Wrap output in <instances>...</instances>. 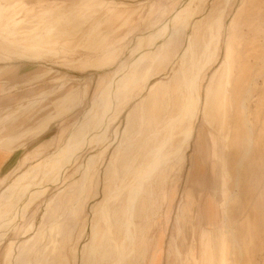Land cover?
Returning <instances> with one entry per match:
<instances>
[{
	"label": "rangeland",
	"instance_id": "1",
	"mask_svg": "<svg viewBox=\"0 0 264 264\" xmlns=\"http://www.w3.org/2000/svg\"><path fill=\"white\" fill-rule=\"evenodd\" d=\"M104 1L119 4L120 13L131 9H137L138 12L127 25L117 31L115 28L124 24L126 17L119 21L113 20L102 27V33H110L111 44L104 50L93 49L95 52L89 58H94L97 62L89 61L83 71L68 69L61 59H52L45 64L17 60L0 62V84L6 89L18 86V89L0 97V118L18 109L19 104L26 105L27 98L32 100L37 93L53 92L29 112H18V120L3 135L36 125L43 116L53 111L52 102L67 90L76 88L83 92L82 102L63 120L55 122L40 137L25 139L24 147L18 151L16 160L0 174V178L8 176L7 184L27 169V165H21L26 153L46 149L49 142L56 139L62 131L65 134L61 136V142L56 147L47 149V154L51 153L29 167L10 185L28 171L39 168L50 158L60 154L70 137L74 138L70 145L79 144L81 122L85 124L87 111L97 105L104 96L120 63L124 59L129 62L135 59L133 57L137 55L136 51L156 37L157 28L161 27L183 2ZM223 1L208 0L204 10L196 16V21L203 18L202 28L197 35L199 40L202 39L199 47L207 38L205 32L210 12ZM27 2L34 4L36 0ZM47 4L45 1L30 8L24 0H0V30L9 20L7 11H10L11 15L17 14L25 21L22 29L14 35L16 40L25 42L27 39L23 36L28 39L38 38L41 31L51 27L48 10L57 8L55 5L48 7ZM103 15L98 14L95 20H101ZM140 34L146 36L141 39ZM189 36H193V32L190 31ZM181 38L168 46L154 65L150 63L141 66L143 80L127 84L120 90V101L112 115L108 132L96 144L80 153L58 183H52L51 179L47 181L50 177L44 183L41 182L40 186L47 189L46 193L30 206L20 226L0 243V264H92V228L96 224L101 225L100 217L105 200L128 182L124 167L132 166L136 170L147 165L157 149L159 140L170 134L168 126L174 113H177L174 107L176 96L173 95L172 101H169V111H165L166 113L160 109V102L166 94L175 89L179 79L174 78V75L180 68V47L185 44V39ZM16 40L10 39L13 44L11 46L16 45ZM39 41L42 45L45 43L44 39ZM139 46L140 48H137ZM86 55L87 53L80 50L75 57L83 58ZM143 55L138 54L137 57ZM92 68L95 71H92ZM49 69L54 71L49 77L31 85L24 84L28 77ZM225 70H228L229 78L225 91L224 127L221 137L213 124L205 126L200 117L195 130V140L185 153V162L174 160L169 168L166 167V173H163L166 177L162 175L164 180L162 177L156 178L150 185L152 198L144 196L143 206L148 215L156 212H153V202L158 201L156 203L161 206V216L158 220L150 217L151 221H158V226L152 231L146 230L144 234L146 221H137L138 240L142 242L141 238L145 236V244L149 250L147 261L142 259V246L139 242L135 250L136 260L129 258L125 264H150L157 248L163 255L160 264H192L189 247L196 244L192 241L193 224H187L184 231H177L174 222L177 209L183 207L185 198L192 207L194 220L196 203L199 201L197 193L200 190H203L207 200L211 195L214 196L220 221L214 226L212 222L211 227L207 228V237L212 239L207 264H264V0H229L219 57L201 78L202 97L206 88L210 87L216 91ZM149 77L150 82L146 84ZM44 108L46 110L43 111ZM166 127L167 131L163 132ZM158 133H161L159 137L153 138ZM200 134H203L205 141H209L212 148L219 147L222 158L205 162L204 175L201 177L199 174L200 184L196 185L197 178H193L192 162L194 144ZM222 176L225 177V191H222ZM222 201L226 203L225 206ZM169 209L170 219L167 221L165 213ZM180 213L184 218L185 209H181ZM118 238L123 239V235L119 234ZM157 242L158 247L155 245ZM159 249L157 253L160 260Z\"/></svg>",
	"mask_w": 264,
	"mask_h": 264
},
{
	"label": "bare ground",
	"instance_id": "2",
	"mask_svg": "<svg viewBox=\"0 0 264 264\" xmlns=\"http://www.w3.org/2000/svg\"><path fill=\"white\" fill-rule=\"evenodd\" d=\"M206 2L208 0H183L180 7L167 21L157 28L156 37L152 41L145 43L141 48L140 46L137 47L140 49L136 51V54L143 53L144 55L140 57L131 55L135 59L130 62L124 59L120 63L104 96L97 105H93L87 111L85 124L83 125V122H81V130L78 133L81 139L78 140V145H70L74 139L70 137L60 154L53 156L39 168L28 171L0 194V243L20 226L21 222L26 218V212L30 206L46 193L47 189L45 190L44 187L40 186L41 182L44 183L50 177L47 181L51 179L52 183H58L80 153L89 146L96 144L108 132L112 115L116 112L120 101L118 98L120 90L125 85L137 83L143 78L141 66L150 63L154 65L168 46L173 45L177 39H182L181 37H183L185 44H182L181 47L179 45L181 48V54L179 55L180 68L174 75V78L179 77L178 82L175 85V89L171 93L166 94L167 96L165 95L160 102L163 107V109L162 107L160 109L164 112L169 111L167 110L170 105L169 101H172L173 95L174 97L176 96L174 107L177 109V113H174L173 119L168 126L170 134L161 141L159 140L157 149L147 165L141 166L136 170L132 166L124 167L128 182L124 186L117 188L105 200L100 217L101 225L96 224L92 228L90 241L92 264H125L131 258L136 260L135 250L137 243L140 242L137 234L139 230L137 221L141 219L146 221L147 227L143 231L145 234L146 230L152 231L153 228L158 226L157 220L161 216L159 213L161 206L156 203L158 201L152 204L154 206L153 212H156L152 213L151 216L147 214L143 206L145 195L148 198H152L153 194L149 192V188L154 179L165 175L163 173L166 167L168 166L169 168V165L174 160L185 162V153L193 140H195V130L200 117L205 126L213 124L220 137L223 132V109L229 72L228 70L223 71L216 91L210 87L206 88L204 97L201 95V78L216 63L219 57L225 12L229 0H224L221 5L215 6L210 12L205 32L207 38H205L204 44L199 47L202 39L199 40L197 35L200 28H202L203 18L199 21H196L197 19L195 20V18L204 10ZM190 31L193 32V36H189ZM145 36L143 34L141 39ZM228 58L229 55L227 60ZM149 82L150 77L146 79V84ZM171 107H173V104ZM153 110L155 112L154 108ZM144 115L146 116V114ZM142 117L145 119L144 116ZM89 126H91L90 129H87ZM163 126L165 125L163 124ZM168 127L164 128L163 132L167 131ZM160 134H154L153 138L157 139ZM218 148V146L212 148L209 141H205L203 134L197 136L192 162L193 178H197L196 185L200 184L199 174L202 175L201 177L204 175L205 162H213L220 157L222 158ZM224 176H222V191L226 189ZM47 181L46 183L48 184ZM190 183H192V180ZM150 191L152 190L150 189ZM212 191L215 192L213 188ZM197 194L199 195V201L196 203L197 210L192 228V241L196 244L190 245L189 255L192 264H207L208 257L210 258V242L212 240L207 237V228L211 227L212 222L214 226L218 225L220 221L214 196L211 195L207 200L204 197L203 190L198 191ZM183 204L188 207L185 199ZM222 204L225 206L226 203L222 201ZM191 206H193V203ZM181 209L179 207L178 211L180 212ZM170 212L171 209L167 210L165 217H169ZM150 217H155L157 220L151 221ZM176 223H179L177 218ZM142 228L144 229V227ZM119 234L123 235V239L118 238ZM141 239L142 259L147 261L149 250L145 244V236L144 238L142 236Z\"/></svg>",
	"mask_w": 264,
	"mask_h": 264
},
{
	"label": "crops",
	"instance_id": "3",
	"mask_svg": "<svg viewBox=\"0 0 264 264\" xmlns=\"http://www.w3.org/2000/svg\"><path fill=\"white\" fill-rule=\"evenodd\" d=\"M24 1L30 8L45 1L48 2V7L53 5L57 6L56 9H51L47 12L48 21L50 22L51 27L46 31L50 33L48 34L46 31H41L39 37H36V39L34 37H29L28 39L27 36H23L27 39L25 42L16 40V37L14 38L13 35L19 32L20 28L22 29V25L25 21L22 20L19 15H11L10 11H7L8 17L10 18L2 25V29L0 30V62H12L17 60L33 64H45L52 59H61L63 65L68 69L81 72L83 71L85 64L89 63V61L92 63L97 62L94 58H92V60L89 58V56L93 55L95 52L93 49L104 50L111 44L109 42L110 33H102V27L107 26L113 20L119 21L121 18L126 17L124 24L115 28L117 31L124 25H127L132 17L138 12L137 9H131L124 13H120L118 11L119 4L112 1L106 2L104 0H36L34 4H28L27 0ZM3 4L5 6L7 5L5 2H3ZM101 13L104 14L103 18L101 20H95V17ZM0 18H2L1 15ZM93 21L94 23L92 24ZM10 39L16 40V45L11 46L12 43L10 42ZM41 39L45 40L43 45L39 41ZM119 46H121V44ZM90 48L92 50H89ZM80 50H83L87 55L83 58L75 57ZM92 71H95V69L92 68ZM53 72L52 69H49L46 72L34 74L28 77L24 84L31 85L35 82L41 81L49 77ZM16 89H18L17 85L6 89L0 84V97L11 93ZM52 93V91L37 93L32 100L27 98L28 101L26 105L19 104L18 109L13 110L3 118H0V174L11 164V162L16 160L19 154L18 151L20 148L24 147L25 139L27 137L34 139L45 134L51 125L57 121L63 120L82 102L83 92H79L76 88H71L52 102L51 106L53 107V111L43 116L36 125L20 132L3 135L8 132V128L18 120L16 119L18 112H29L35 106L39 105V103L44 102ZM44 110H46V108H44L43 111ZM63 134H65L64 131H62L56 139L50 141L46 149H37L32 153H26L21 160V165H27V169L22 171L8 184V176L0 178V194L18 176L26 172L29 167L46 158L48 154L51 153L47 154V149L52 146L56 147V145L61 142V136ZM185 200L188 207L185 205L182 207V209H185L186 211L184 218H182L181 213L178 212L179 208L177 209L176 218L179 223H176V221L174 222V228L177 231H184L187 224H193L192 207H190L186 198ZM166 219L169 221L170 216H166ZM158 243L159 242L155 244L157 247ZM158 249L159 248L156 249L153 260L150 264H160V262H162V251L159 249L161 254L159 260L157 253Z\"/></svg>",
	"mask_w": 264,
	"mask_h": 264
}]
</instances>
